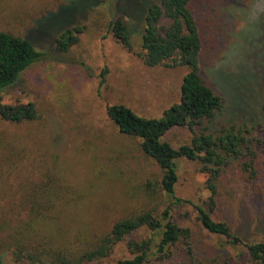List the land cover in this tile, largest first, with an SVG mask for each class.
I'll use <instances>...</instances> for the list:
<instances>
[{
	"label": "rangeland",
	"instance_id": "1",
	"mask_svg": "<svg viewBox=\"0 0 264 264\" xmlns=\"http://www.w3.org/2000/svg\"><path fill=\"white\" fill-rule=\"evenodd\" d=\"M159 2L160 0H155ZM200 25L201 76L223 98L210 130L240 132V158L222 166L215 204L200 161L177 160L176 195L210 209L244 242H264V0H191ZM146 0H0V31L30 40L44 57L0 92V105L33 103V121L0 118V254L7 263L116 264L133 255L126 241L109 256L85 260L113 224L172 204L159 189L162 170L139 138L120 132L107 108L124 104L143 117H161L181 99L186 66H147L140 36L129 51L113 35L120 10L139 24ZM129 20V19H128ZM81 26L67 52L57 37ZM202 126H209L206 122ZM198 127L196 133L201 132ZM187 127L164 139L191 142ZM174 221L191 230L166 259L147 264H251L242 245L210 234L189 203L172 205ZM140 230L128 239L147 237ZM225 243V247L223 246Z\"/></svg>",
	"mask_w": 264,
	"mask_h": 264
},
{
	"label": "trees",
	"instance_id": "2",
	"mask_svg": "<svg viewBox=\"0 0 264 264\" xmlns=\"http://www.w3.org/2000/svg\"><path fill=\"white\" fill-rule=\"evenodd\" d=\"M145 6V16L139 24L130 14L119 9L129 20L119 16L111 22L110 30L129 51L134 50L133 34L137 33L143 61L149 67L186 66L188 72L183 78L181 99L167 108L161 117H143L124 104L111 105L107 112L120 132L139 138L142 150L158 164L162 170L159 189L171 199L172 204L161 213L145 210L116 221L98 246L86 252L83 258L91 261L107 257L117 243L126 240L133 256L120 259L116 264H147L153 257L161 260L170 257L174 246L181 241L189 244L191 238V230L174 221L172 205L189 203L194 206L199 221L210 234L223 238L226 244L242 245L245 250L243 255L251 264H264L263 241L244 242L226 222L213 219L208 207L176 195L177 160L186 158L200 161L202 170L209 175L207 187L210 196L207 204L212 209L221 167L230 158H240L248 144L234 128H223L216 135L208 132L210 124L223 109L224 101L200 74L203 40L192 1L146 0ZM82 30L81 26H75L63 31L57 37V49L67 52L78 41ZM43 57L44 53L37 50L30 40L0 31V92L16 83L23 71ZM37 117V109L31 102L0 105V118L5 121H33ZM206 122L209 126H202ZM200 126L201 132L196 133ZM176 127H187L194 133L190 143L175 147L164 139ZM140 230L149 232L148 236L128 239ZM0 264L22 263L18 260L7 263L0 254Z\"/></svg>",
	"mask_w": 264,
	"mask_h": 264
}]
</instances>
